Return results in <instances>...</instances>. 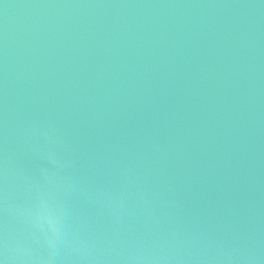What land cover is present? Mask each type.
Returning <instances> with one entry per match:
<instances>
[{
  "label": "water",
  "instance_id": "water-1",
  "mask_svg": "<svg viewBox=\"0 0 264 264\" xmlns=\"http://www.w3.org/2000/svg\"><path fill=\"white\" fill-rule=\"evenodd\" d=\"M2 264H264V0H0Z\"/></svg>",
  "mask_w": 264,
  "mask_h": 264
},
{
  "label": "clouds",
  "instance_id": "clouds-1",
  "mask_svg": "<svg viewBox=\"0 0 264 264\" xmlns=\"http://www.w3.org/2000/svg\"><path fill=\"white\" fill-rule=\"evenodd\" d=\"M0 264H2V262H0Z\"/></svg>",
  "mask_w": 264,
  "mask_h": 264
}]
</instances>
